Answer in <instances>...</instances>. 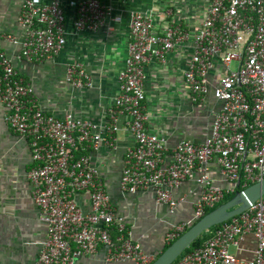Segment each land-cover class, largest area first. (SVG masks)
Returning a JSON list of instances; mask_svg holds the SVG:
<instances>
[{
    "label": "built area",
    "instance_id": "built-area-1",
    "mask_svg": "<svg viewBox=\"0 0 264 264\" xmlns=\"http://www.w3.org/2000/svg\"><path fill=\"white\" fill-rule=\"evenodd\" d=\"M165 5L127 10L123 64L111 101L97 119L80 117L70 109L61 115L44 110L31 80L21 75L14 61L52 60L70 32L106 28V3L75 0L67 19L60 0H20L16 16L20 36L0 27L2 119L26 141L30 199L45 225L29 264H71L98 248L104 262L148 264L153 259L130 237L125 226L129 214L118 213L96 161L102 150H115L120 128L132 138L122 151L116 180L120 199L149 191L153 204L165 206L167 214L180 204L190 207L183 218L167 223L162 245L224 195L264 176V0H199L191 9L198 16L193 28ZM3 43L15 52L7 54ZM175 49L183 61L184 93L192 105L206 106L211 123L198 140L180 137L170 143L147 127L144 67L164 66ZM63 82L78 89L91 86L76 61L66 64ZM183 181L191 182V199L172 195ZM246 233L255 244L250 258L242 259L230 247ZM170 264H264V194L203 231L200 243Z\"/></svg>",
    "mask_w": 264,
    "mask_h": 264
},
{
    "label": "crops",
    "instance_id": "crops-1",
    "mask_svg": "<svg viewBox=\"0 0 264 264\" xmlns=\"http://www.w3.org/2000/svg\"><path fill=\"white\" fill-rule=\"evenodd\" d=\"M20 0H0V27L3 31L20 36L16 23ZM108 5L107 27L94 32L69 33L65 46L52 59L42 62L14 61V66L25 78L31 80L40 106L53 114L61 115L70 109L80 117L97 119L110 103L115 90V76L123 64L127 35V10L146 6L170 7L174 16L182 17L194 27L198 21L196 9L199 0H100ZM67 19L73 14L75 0H60ZM7 54L15 52L10 44L3 43ZM173 50L164 66L155 67L148 63L146 73L145 113L147 127L168 142L180 137L198 140L209 132L210 118L206 106L192 105L184 93L181 79L183 61ZM79 62L89 76L91 86L72 88L63 82L68 62ZM212 105V102H208ZM207 104V105H208ZM0 104V264H29L44 236L45 225L38 218V209L30 199L26 170L29 165L26 141L11 132L2 119ZM132 143L131 136L123 129L115 134V150H102L96 161L102 179L109 187L118 213L129 214L125 226L130 237L140 242L141 249L154 258L161 251V236L168 222H176L190 211L188 204H180L172 215L165 206L154 205L149 191L137 192L121 200L116 192V180L121 166L122 151ZM190 181H183L172 189L178 197L188 193ZM140 235H143L140 237ZM253 236L246 233L232 246V253L242 259L251 256ZM71 264H130L129 262H104L102 250L98 248L92 256L76 257Z\"/></svg>",
    "mask_w": 264,
    "mask_h": 264
},
{
    "label": "water",
    "instance_id": "water-1",
    "mask_svg": "<svg viewBox=\"0 0 264 264\" xmlns=\"http://www.w3.org/2000/svg\"><path fill=\"white\" fill-rule=\"evenodd\" d=\"M263 194L264 176L236 190L226 201L219 203L193 221L159 251L148 264H170L201 232L242 212Z\"/></svg>",
    "mask_w": 264,
    "mask_h": 264
},
{
    "label": "trees",
    "instance_id": "trees-1",
    "mask_svg": "<svg viewBox=\"0 0 264 264\" xmlns=\"http://www.w3.org/2000/svg\"><path fill=\"white\" fill-rule=\"evenodd\" d=\"M232 194H233V193H229V194L224 195L223 198H222V199H221L216 205H218V204L221 203V202L226 201L228 198L231 197ZM216 205H215V206H216ZM215 206L206 209L205 212L209 211L210 209L214 208ZM205 212H204V213H205ZM217 225H219V224H216V225L210 226V227L207 228V229H213V228H215ZM202 234H203V232H201V233H200L195 239H193V240L189 243V245L183 249V251H186V250L189 249V248H192V247L197 246V245L200 243V241H201V236H202ZM167 244H168V243H167ZM167 244L162 245L161 250H162ZM183 251H182V252H183Z\"/></svg>",
    "mask_w": 264,
    "mask_h": 264
},
{
    "label": "rangeland",
    "instance_id": "rangeland-1",
    "mask_svg": "<svg viewBox=\"0 0 264 264\" xmlns=\"http://www.w3.org/2000/svg\"><path fill=\"white\" fill-rule=\"evenodd\" d=\"M230 252H232V248H230Z\"/></svg>",
    "mask_w": 264,
    "mask_h": 264
}]
</instances>
